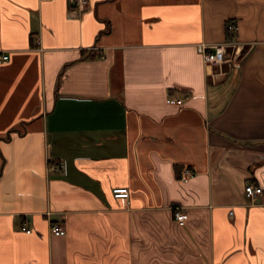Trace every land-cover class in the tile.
Listing matches in <instances>:
<instances>
[{
  "label": "crops",
  "instance_id": "0c3cea01",
  "mask_svg": "<svg viewBox=\"0 0 264 264\" xmlns=\"http://www.w3.org/2000/svg\"><path fill=\"white\" fill-rule=\"evenodd\" d=\"M0 50V264H264V0H0Z\"/></svg>",
  "mask_w": 264,
  "mask_h": 264
},
{
  "label": "built area",
  "instance_id": "2783aa9c",
  "mask_svg": "<svg viewBox=\"0 0 264 264\" xmlns=\"http://www.w3.org/2000/svg\"><path fill=\"white\" fill-rule=\"evenodd\" d=\"M48 1V0H42ZM74 1L76 8L80 9L86 3L87 0H72ZM231 28V27H230ZM198 51L202 55L203 61L208 65H219L229 61V55L227 52L226 43H199L197 45ZM9 56L5 51L0 50V63L8 61ZM183 99L179 98H169L167 102L171 104H181ZM244 192L248 198H252L256 195H261L263 189L259 186H254L252 184H246L244 187ZM112 194L115 198L118 199H128L129 191L125 187H117L112 190ZM173 217L180 224L183 225L187 219V215L180 211V207L175 206L173 208ZM51 232L53 235H60L63 232V229L60 225L55 224L51 226Z\"/></svg>",
  "mask_w": 264,
  "mask_h": 264
},
{
  "label": "rangeland",
  "instance_id": "374dc122",
  "mask_svg": "<svg viewBox=\"0 0 264 264\" xmlns=\"http://www.w3.org/2000/svg\"><path fill=\"white\" fill-rule=\"evenodd\" d=\"M226 46H227V52H228L229 61H230V59H233V57L237 54V52L239 53V51H237L238 49H236L235 45L231 44L230 42H228ZM236 56L238 57L240 56V54ZM229 61H227L226 63H229Z\"/></svg>",
  "mask_w": 264,
  "mask_h": 264
},
{
  "label": "trees",
  "instance_id": "16d2710c",
  "mask_svg": "<svg viewBox=\"0 0 264 264\" xmlns=\"http://www.w3.org/2000/svg\"><path fill=\"white\" fill-rule=\"evenodd\" d=\"M230 27L231 26H229V27L227 26V28H226V32H227L228 35L231 34V32L229 31ZM175 173H176V176L178 178H182L180 168L176 167L175 168Z\"/></svg>",
  "mask_w": 264,
  "mask_h": 264
}]
</instances>
